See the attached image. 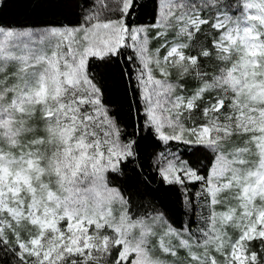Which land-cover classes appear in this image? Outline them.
Returning <instances> with one entry per match:
<instances>
[{
  "label": "snow or ice",
  "instance_id": "obj_1",
  "mask_svg": "<svg viewBox=\"0 0 264 264\" xmlns=\"http://www.w3.org/2000/svg\"><path fill=\"white\" fill-rule=\"evenodd\" d=\"M138 7L93 0L79 23L38 39L0 27V252L14 264H262L250 245L264 251V0H158L146 24ZM205 26L210 46L197 43ZM94 60L131 66L143 102L131 134L105 103ZM145 129L165 146L211 151L206 175L174 153L157 165L166 184L201 185L185 209L196 229L117 185Z\"/></svg>",
  "mask_w": 264,
  "mask_h": 264
},
{
  "label": "trees",
  "instance_id": "obj_2",
  "mask_svg": "<svg viewBox=\"0 0 264 264\" xmlns=\"http://www.w3.org/2000/svg\"><path fill=\"white\" fill-rule=\"evenodd\" d=\"M93 0H3L0 3V27L13 29H37L44 27L69 26L79 23L83 14L88 12ZM98 2V0H97ZM235 5L236 0H231ZM110 8L115 7V0H106ZM138 14L136 19L139 23L146 24L154 18L158 10V0H138ZM233 14L239 15V9L233 7ZM104 15H112L107 9L103 10ZM208 26L199 35L197 43L207 41L211 45L212 35ZM174 33L170 34V36ZM158 42L151 45L155 48ZM165 50H161V56ZM216 64L215 59L206 62V68L211 74ZM9 71H14L15 66L9 65ZM90 70L94 73L97 82L102 86L104 101L109 106L110 111L119 116L123 125L127 127L129 134L133 129H139L142 123L143 102L138 99L135 92L136 81L134 76L130 79L127 74L131 71V66H125L123 62H101L94 60L91 62ZM158 75V74H157ZM172 79H176L173 72ZM188 92L197 86V81L188 79L184 81ZM207 98V97H206ZM205 98V99H206ZM140 115H137V109ZM194 119L202 121V113L197 111ZM192 125V121H188ZM138 153L137 158L128 163L123 169L122 175L116 179L117 185L132 196L134 202L145 203L150 201L152 206L160 209L166 214L167 219L174 226H190L196 229L199 225L196 216H189L185 209L188 207L187 200L192 198L195 202V194L200 190L199 183L186 182V187L180 185H169L162 182L157 165L161 163V153H174L181 160L192 164L199 169L200 175H206L209 170V160L212 155L210 150L197 149L192 145H183L178 142H171L169 146L149 133L146 129L138 131L136 134ZM169 151V152H168ZM202 199L200 203H202ZM226 210L218 206L217 211ZM197 210V215L199 214ZM204 214L207 210L204 209ZM202 221L200 224L202 225ZM229 235H235V230L228 229ZM251 250L258 253L262 264H264V251L262 242L254 240L250 245ZM181 255H186L181 252ZM220 258V257H218ZM0 264H14V257L11 253L0 252Z\"/></svg>",
  "mask_w": 264,
  "mask_h": 264
},
{
  "label": "rangeland",
  "instance_id": "obj_3",
  "mask_svg": "<svg viewBox=\"0 0 264 264\" xmlns=\"http://www.w3.org/2000/svg\"><path fill=\"white\" fill-rule=\"evenodd\" d=\"M62 27H65V26H53V27H44V28H37V29H16V30H29V31H31L32 33H33V38L34 39H38V36H39V34L40 33H43V32H47L48 30H50V29H52V28H62ZM169 38L171 39V36H169ZM46 45H40V44H38V43H33L32 45H31V47L33 48V49H40V48H42V47H45ZM162 50V49H161ZM164 55V54H163ZM162 55V56H163ZM169 152V151H168ZM170 153V152H169Z\"/></svg>",
  "mask_w": 264,
  "mask_h": 264
}]
</instances>
